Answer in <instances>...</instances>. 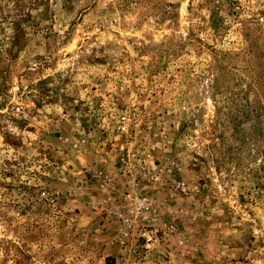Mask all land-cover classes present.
<instances>
[{"label":"rangeland","instance_id":"obj_1","mask_svg":"<svg viewBox=\"0 0 264 264\" xmlns=\"http://www.w3.org/2000/svg\"><path fill=\"white\" fill-rule=\"evenodd\" d=\"M0 264H264V0H0Z\"/></svg>","mask_w":264,"mask_h":264},{"label":"built area","instance_id":"obj_2","mask_svg":"<svg viewBox=\"0 0 264 264\" xmlns=\"http://www.w3.org/2000/svg\"><path fill=\"white\" fill-rule=\"evenodd\" d=\"M146 199H147V198H142V199H141V200H145V201H142V203L138 205V210L142 211V209H144V207H145L144 205H145V203L147 202ZM136 210H137V209H136Z\"/></svg>","mask_w":264,"mask_h":264}]
</instances>
